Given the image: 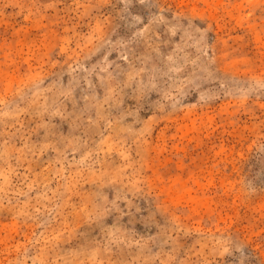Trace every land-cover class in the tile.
Wrapping results in <instances>:
<instances>
[{
  "label": "rangeland",
  "instance_id": "obj_1",
  "mask_svg": "<svg viewBox=\"0 0 264 264\" xmlns=\"http://www.w3.org/2000/svg\"><path fill=\"white\" fill-rule=\"evenodd\" d=\"M0 264H264V0H0Z\"/></svg>",
  "mask_w": 264,
  "mask_h": 264
}]
</instances>
